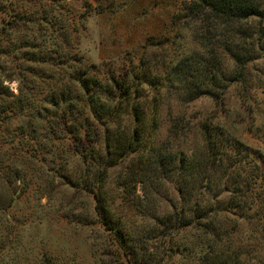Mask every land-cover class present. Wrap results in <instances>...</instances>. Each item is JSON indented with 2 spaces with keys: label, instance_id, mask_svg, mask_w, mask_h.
<instances>
[{
  "label": "trees",
  "instance_id": "1",
  "mask_svg": "<svg viewBox=\"0 0 264 264\" xmlns=\"http://www.w3.org/2000/svg\"><path fill=\"white\" fill-rule=\"evenodd\" d=\"M8 1L0 0V13L2 8L10 13L0 15V141L13 148L20 143L25 157L8 159L6 167L14 171L16 164L43 152L42 158L46 153L52 160L64 158L70 146L85 165L80 186L93 195L96 217L129 264H167L173 253L180 264L194 258L196 264H245L243 247H233L230 236L239 218L264 216V198L255 189L259 175L247 166V149L221 124L203 125V148L213 160L209 166L231 179L224 188L227 199H218L215 174L198 172L186 154L168 150L165 140L153 142L158 122L150 103H159L162 90L183 103L202 96L223 103L227 89L245 81L246 65L264 53V26L250 21L264 19V0H187L185 27L199 49L179 45L159 65L146 62L144 55L131 57L123 77L81 55L87 15L66 8L68 0H30L26 7V0ZM12 82H17L16 92L8 85ZM151 89H159L156 99L147 98ZM183 122L181 115L168 127L169 135L178 134ZM139 152L145 170L180 180L182 197L170 212L151 213L152 225L133 237L103 190L107 170ZM257 199L261 204L252 211ZM177 234L180 239L169 244Z\"/></svg>",
  "mask_w": 264,
  "mask_h": 264
},
{
  "label": "rangeland",
  "instance_id": "2",
  "mask_svg": "<svg viewBox=\"0 0 264 264\" xmlns=\"http://www.w3.org/2000/svg\"><path fill=\"white\" fill-rule=\"evenodd\" d=\"M13 1L19 0L8 2ZM186 1L68 0L65 6L73 13L87 15L86 34L79 43L81 55L105 69H115L123 77L131 57L144 55L146 62L159 65L173 57L179 45L199 49L185 27ZM26 4L24 7L31 1L26 0ZM2 10L1 16L10 14L8 9ZM179 18L180 27L175 23ZM250 21L264 26V19ZM227 64L230 66L229 61ZM8 85L16 92L17 82ZM158 90L151 89L147 98L156 99ZM157 101L150 103L158 122L154 143L165 140L168 150L186 154L198 172H209L210 178L215 174L217 198L227 199L224 188L230 187L231 179L219 167L209 166L213 160L207 156L202 140L204 124H221L247 149L251 156L247 166L259 175L255 189L260 199L264 198V53L246 65L245 81L232 84L220 105L207 96L183 103L174 93L164 90ZM181 115L184 128L169 135L168 127L179 122ZM3 131L1 125L0 133ZM20 145L17 142L13 148L0 141V264H129L96 217L93 195L80 186L85 168L81 157L67 146V157L52 160V155L46 153V158H42L43 152L37 155L38 159L16 164L13 171L6 166L8 159L25 157V148ZM56 147L59 149L57 144ZM142 157L145 156L139 152L109 168L103 190L115 216L125 221L133 237L152 225L153 212H170L173 206H180L182 197L178 190L180 180L145 170L140 163ZM22 166H27V173ZM200 179L203 184L208 183L207 176ZM190 181L196 179L192 177ZM199 187L201 184L193 190ZM260 199L252 203V211L261 204ZM141 210L146 212L144 216ZM263 228L264 216L238 219L230 242L233 247H243L241 258L245 264H264ZM180 237L181 234L173 236L169 244ZM194 259L184 264H196ZM180 263L178 253L167 257V264Z\"/></svg>",
  "mask_w": 264,
  "mask_h": 264
}]
</instances>
